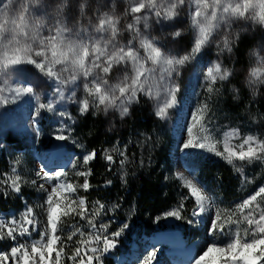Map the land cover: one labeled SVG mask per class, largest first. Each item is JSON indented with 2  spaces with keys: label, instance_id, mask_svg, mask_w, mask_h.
<instances>
[{
  "label": "snow or ice",
  "instance_id": "obj_1",
  "mask_svg": "<svg viewBox=\"0 0 264 264\" xmlns=\"http://www.w3.org/2000/svg\"><path fill=\"white\" fill-rule=\"evenodd\" d=\"M85 3L78 5L81 17L85 13ZM189 5V17L191 26L194 30V42L190 51L182 54H172L165 51L161 46V41L156 37H150L140 32L139 25L143 21V27L147 31L149 28L150 16L154 18L156 23L161 20L171 21L179 15L178 9L185 5ZM3 5V15L7 17L9 10L16 12V20L12 21V28L8 29L5 24H0V45L5 50L2 58H0V72L7 70L12 65L30 64L34 66L44 77L54 80L57 86L54 90V98L73 99L72 95L65 97L63 88L67 84H75L77 79L83 77L85 83L84 90L89 96L94 97L92 106L97 110L103 106L105 114L109 109H118L121 117L128 115L129 105L137 101V94L143 92L146 96L153 97L158 101L155 115L161 119L167 118L168 109L177 106V93L179 85L176 80L181 75V69L195 59L199 53L209 43L213 42V34L221 27L230 31L234 20H244L251 22L253 25L264 27V0H131L130 6L126 9L127 15H132L133 22L126 25L127 30L132 34L127 45L119 43L117 37L120 34L118 29L119 17L108 15L97 9L99 15L96 16V24L84 26L81 21H77V25L68 26L67 0L58 4L51 14L52 23L49 26L43 17L31 15V11L35 8H43L44 0H30L28 4L24 0H0ZM195 10H192V6ZM147 9L144 15H138ZM31 10V11H30ZM47 27L48 36L42 35L43 29ZM173 39H177L182 35V31L169 33ZM239 39V33H236L232 40L228 36L223 38V47L219 44L217 47L219 52H231V45ZM133 41L138 42V47ZM143 50V55L140 54ZM9 50L11 55H9ZM258 64L264 65V56H260L258 52H253ZM56 65H60V71L56 69ZM131 66L132 77L129 78L125 73L123 80L116 85H109L106 77L113 71L115 66ZM150 65V66H149ZM161 71L156 73V68ZM61 72H70L71 75L67 79H62ZM261 68L253 67L249 72L248 85L250 88L258 83H264V79H260ZM227 69L222 70L220 63L213 62L212 66L207 67L206 73L202 71L204 88L207 94H212L214 85L217 80L225 81L230 75ZM5 75L7 73L5 72ZM158 75L159 79H155ZM92 79L89 80L88 78ZM150 81H154L151 83ZM91 85V86H90ZM157 91L154 95L153 88ZM164 94L163 104L159 103L160 90ZM236 91L235 89H233ZM17 93L21 89H15ZM24 93L34 94L31 86L23 88ZM118 93V94H117ZM255 94V93H254ZM17 98H19L17 96ZM38 100L39 97H36ZM119 101V103H117ZM8 103L7 100L3 101ZM79 111L81 114L89 110V100L87 98L78 101ZM42 109L54 111L53 103L38 104L35 110V118H38ZM207 111V105L197 100L194 108L189 111L188 119L182 126V131L186 138L181 140L184 150L201 149L221 156L232 164L234 160L247 161H264V140H259L254 136H247L242 143L236 147L229 145L232 136L238 135V130H230L226 134L224 141V151L217 150L218 141L214 140L212 133L206 127L210 121L205 120L204 113ZM61 117L72 119L71 114L67 112H59ZM33 119L34 131L37 133L39 129L36 126V119ZM67 125H62L56 135L57 140H67L69 137L63 134ZM194 129L199 130V135L194 133ZM104 159L111 165L114 162L113 155L107 154L104 150ZM119 155L121 169L125 163V153L120 151ZM96 159V151L92 150L83 155L78 162L80 167L85 171L75 172L76 176L84 177L83 183L73 185L68 182V173L61 168L60 170L48 171L41 168L36 172V177L43 183L38 185V190L46 193V199L43 204L38 207L43 214H46V222L40 225L36 219V214L31 206L22 214L18 221L15 217L11 220L0 218V240L8 238L17 241V235L24 237L26 234L31 236L29 227L33 229L40 228L39 239L31 242V251L24 244H18L11 248V256L15 257L21 254L22 264H61L60 257L64 251L62 245L57 249V244L61 243V237L57 234L61 224L62 217L79 216L87 220V226L91 228L87 239L84 238V232L80 227L67 236V240L71 241L72 237L77 233L80 239L72 251V255L68 257L72 264H104V254L116 247L117 238L128 227L124 224L119 230L109 233L108 224L101 223L97 228L94 217L100 214V210L105 209V205L99 201L96 202L94 212L88 214L84 197L77 196L72 199L71 194L77 193L78 189L84 191L90 190L93 185L90 184L88 177L91 175V168L87 165ZM75 168V165H73ZM183 181V186L189 190V195L194 198L196 209L193 210V216L197 217V222L203 215L214 212L213 218L210 220L209 229L213 235V242L207 244L204 250L194 258V264H261L264 261V208L257 201L258 197H264V186H261L254 194L248 196L241 203L236 205V210L241 213V218L236 220L227 219L222 221L221 210L215 207L216 200L210 197L204 187L199 184L195 177L188 179L182 174H178ZM0 196H8L10 193L19 194L21 192L22 178L16 174L13 167L12 174H0ZM123 179V176H122ZM55 181V183H53ZM28 183V181H23ZM36 180L31 181L36 186ZM111 184V181H107ZM45 184L50 185L49 188ZM117 207L113 205V208ZM182 207V206H181ZM248 209L247 215L244 210ZM180 210L175 209L165 213V216L180 217ZM254 212L258 214L255 218ZM191 222V221H190ZM225 223L236 225L233 231L229 227L226 235L227 242L220 243L215 240V235L224 232ZM246 223V227L241 233L240 225ZM18 243V242H17ZM95 245V246H93ZM56 253L55 261L52 260V253ZM218 253V256L210 255ZM156 253L150 252L143 260V264H152ZM9 253H0V260H8ZM79 257V259H77ZM17 264H20L18 261Z\"/></svg>",
  "mask_w": 264,
  "mask_h": 264
},
{
  "label": "rangeland",
  "instance_id": "obj_2",
  "mask_svg": "<svg viewBox=\"0 0 264 264\" xmlns=\"http://www.w3.org/2000/svg\"><path fill=\"white\" fill-rule=\"evenodd\" d=\"M30 0H24L25 4H28ZM64 0H44L45 6L43 8H35L31 11V15L36 17H43L45 22L50 26L52 23L51 14L54 8L63 3ZM85 0H67V7L65 12L67 14L68 26L73 27L77 25V21H81L84 26L89 25V20L92 25L96 24V16L99 15L100 11L107 13L108 15L118 16L119 24V35L118 41L122 45H127L131 39L132 34L127 30L126 25L133 22L132 15L126 14V9L129 8L131 0H86L84 17H81L78 5L84 3ZM159 4V0H158ZM0 9H3V5H0ZM192 10H195V6H192ZM179 15L174 17L171 21L161 20L156 23L154 18H149V28L147 31L143 27V21L139 25L141 33L150 37H156L161 41L160 46L165 51H170L172 54H182L190 51L191 46L194 42V30L191 26L189 17V5L186 3L179 9ZM147 9L143 10L138 15H144ZM17 13L9 10V15L5 17L3 11H0V24H5L8 29L12 28V21L16 20ZM19 24L20 21L16 20ZM180 29L182 35L173 39L169 33H172ZM239 33V39L231 45L232 51L219 52L217 44L223 47V38L228 36L229 40H232L233 36ZM42 35L48 36L49 32L47 27L42 31ZM244 35H251L255 37L254 47L248 52V61L245 68L241 67L235 53L236 46L240 38ZM138 47V42L133 41ZM5 48L0 45V58H2ZM140 54L143 55V50L140 49ZM258 52L260 56H264V27L260 25H253L250 21L245 22L244 20H234L230 31H225L223 27L214 32L213 42L206 45L202 50L196 54L195 59L187 63L180 71L181 75L176 80L179 85V92L177 93V106L168 109L167 118L163 119L166 126L171 130L174 138L173 148L171 150V158L173 164V170L171 177L173 180L178 182L181 187L180 202L168 209L172 211L175 209L180 210V217H169L165 216L164 212L153 222V228L156 233L155 236L159 239V243L155 246H151L149 243L150 237L147 236L143 227L131 228L129 222H120L114 224L113 222L108 223V230H119L124 224L128 227L122 232L121 236L117 238L118 247L111 249L108 253L104 254V264H117V261L125 255V259L119 264H143L144 258L150 253L155 251L156 255L153 259V264H194V258L197 257L205 248V246L213 242V235L210 233L209 224L210 220L214 216V212H209L207 215L202 214L200 222H197V217L193 216V210L197 208L194 198L189 195V190L183 186V181L180 179L178 174H182L188 179L193 177L202 185L206 193L215 198V207L221 210L222 220L227 219L236 220L241 218V213L236 210H225L220 204L218 197H216L214 191L208 187V185L201 179L200 171L201 164L204 160H218L227 163L233 169L236 176L239 177L240 189H241V201L246 199L248 196L254 194L261 186H264V161H247L234 160L232 164L228 163L226 159L221 156H217L206 150L201 149H190L184 150L182 148L181 140L186 138L182 131L183 124L188 119V113L194 108V105L199 102L207 105V111L204 113L205 120L210 121L206 124L208 130L212 133L214 140L218 141L217 150L224 151V141L226 134L230 130H238V135H234L229 140V145L236 147L239 151L238 145L242 143L243 139L247 136H254L259 140H264V114H260L256 111L253 106V101L264 96V83H258L254 87L250 88L248 85L249 72L253 67L261 68L260 79H264V65H260L257 62L253 52ZM9 50V55H11ZM219 62L221 69H227L230 71V75L225 81L217 80L214 85V91L212 94H207L202 84H204L202 71L206 73L207 67L212 66L213 62ZM150 66V65H149ZM61 66L56 65V69L60 71ZM161 69L156 68V73H159ZM5 72L7 75H5ZM125 73L131 78L133 73L131 66H115L113 71L106 77L109 85H116L120 83ZM71 75L70 72H61L62 79H67ZM89 80L92 78L89 77ZM155 79H159L156 75ZM154 83V81H150ZM85 80L83 77L77 79L75 84H67L64 86L63 91L65 97H68L74 93L73 99L60 100L54 98L53 93L57 86L56 81L50 80L44 77L34 66L30 64L12 65L9 69L0 72V150L5 149L10 154L8 159L9 171L3 172L2 174L11 175L12 169L15 167L16 174L22 178L21 192L19 194L10 193L5 198H15L17 200L14 206H10V213L7 215V220H11L15 217L18 221L22 214L27 210L28 206H31L36 214V219L40 225L46 222V214H43L41 209L38 207L43 204L46 199V193L38 190V185L43 183L36 177V172L41 168L45 170L53 171L60 170L63 168L68 173V182L73 185H79L83 183L84 177L76 176L75 172L85 171V168L80 167L78 162L82 159L83 155L90 150L86 149L84 144L77 138L75 133V126L80 113L78 101H82L87 98L89 100V109L92 108L98 113H102L110 125H113L117 120H122L128 117L134 107L135 102L129 105L128 115L121 117L118 109H109L107 114L103 110V106L99 110L92 106V96H89L84 90ZM31 86L34 94L24 93L23 88ZM91 86V85H90ZM21 89L19 93L15 89ZM235 89L236 91H234ZM157 89L153 88L155 95ZM255 93V94H254ZM118 94V93H117ZM143 92L137 94V98ZM145 95V94H144ZM17 96L19 98H17ZM146 96V95H145ZM36 97H39L37 100ZM153 104V109L156 112L158 101L153 97L147 96ZM7 100L8 103L3 101ZM164 100V94L162 89L160 90L159 103L162 105ZM52 102L54 111L42 109L38 118H35V110L38 104H48ZM119 103V101H117ZM67 112L71 114L72 119L69 120L67 117H61L59 112ZM85 114V113H84ZM36 119V126L39 129L37 133L34 131L33 119ZM62 125H67L63 131L65 136L69 138L67 140H57L56 135ZM194 133L199 135V130L194 129ZM13 136L18 138L22 142V149L18 147H11L6 138ZM26 148L25 150H23ZM75 165V168H73ZM89 167V165H87ZM125 163L123 165L122 173H125ZM2 169H0L1 171ZM170 175V174H169ZM0 176V179H3ZM36 180V186L31 184V181ZM28 181V183H23ZM55 183V181H53ZM46 188L50 185L45 184ZM72 199H76L77 196L84 197L81 189H78L77 193L71 194ZM85 198V197H84ZM88 214L94 212V205L88 204L85 198ZM259 203L261 208H264V197H258L257 201L253 202V209L255 204ZM182 206V207H181ZM248 209L244 210V215H247ZM106 209L100 210V214L94 217V222L97 228L101 223L106 224L107 218ZM254 216L258 219V214L254 212ZM0 218H3L0 216ZM171 221L168 224L167 221ZM191 221V222H190ZM75 227H80L81 231L84 232V238L87 239L88 233L91 228L87 226V220L82 219L79 216L75 217H62L61 224L58 228H62V231L58 230V235L61 237L63 245L66 246V251H63L60 257L61 264H72V261L68 259L72 255V251L78 245L80 234L77 233L72 237L69 242L63 237L65 232L71 233ZM246 223L240 225L241 233L246 227ZM229 227L233 231L236 230L235 224L225 223L223 233H217L215 240L220 243L227 242ZM42 229H33L29 227L31 236L27 234L24 237L17 235V241L5 238L0 240V248L6 243L7 250L1 251L0 253H9L8 260H0V264H17L19 261L22 264L21 254L18 253L15 257L11 256V248L18 246V244H24L28 247L29 252L31 251V242L39 239V231ZM170 232H180L181 238L174 236L173 242H182L186 246L188 244H195L196 255L191 260H186L185 254H178L175 251L171 255L168 254L171 249L170 243L164 241H170L165 234ZM109 233L114 231H108ZM18 242V243H17ZM61 243L57 244V249L61 247ZM95 246V245H93ZM173 246V245H172ZM183 246V245H181ZM67 247H71L68 250ZM173 250L176 249L173 246ZM180 249V248H179ZM178 249V252H179ZM177 251V249H176ZM144 254V258L142 257ZM210 255L218 256V253H212ZM132 257L134 261L132 263L127 262V259ZM56 253H52V260L55 261ZM79 259V257L77 258ZM264 264V261L261 262Z\"/></svg>",
  "mask_w": 264,
  "mask_h": 264
},
{
  "label": "trees",
  "instance_id": "obj_3",
  "mask_svg": "<svg viewBox=\"0 0 264 264\" xmlns=\"http://www.w3.org/2000/svg\"><path fill=\"white\" fill-rule=\"evenodd\" d=\"M254 43L255 37L251 35H244L238 41L235 53L243 68L247 66L248 52ZM252 103L257 112L264 114V96ZM74 129L86 149L96 151V159L88 167L92 170L88 180L93 187L88 191L81 189V193L89 205L93 201L105 205L106 224L129 222L131 228L144 226L149 230L157 217L180 202L181 187L171 177L173 134L163 119L155 115L153 104L147 96L140 94L130 115L113 125L107 122L102 113L90 108L79 116ZM7 141L13 148L22 149L18 146L19 140L10 136ZM104 150L114 157L111 165L104 159ZM120 151L125 153L124 174L120 165ZM9 157L5 149L0 150V174L9 171ZM200 177L214 191L225 210H234L240 203L239 177L227 163L204 160ZM107 181H111V184H107ZM16 202L15 198L0 196V213L8 214L9 207ZM113 205L117 207L113 208ZM109 231L115 230L109 228ZM68 235L69 232H65L63 237L67 238ZM63 243L61 241V245ZM5 246L6 243L2 248H7Z\"/></svg>",
  "mask_w": 264,
  "mask_h": 264
},
{
  "label": "bare ground",
  "instance_id": "obj_4",
  "mask_svg": "<svg viewBox=\"0 0 264 264\" xmlns=\"http://www.w3.org/2000/svg\"><path fill=\"white\" fill-rule=\"evenodd\" d=\"M174 249V248H173Z\"/></svg>",
  "mask_w": 264,
  "mask_h": 264
}]
</instances>
